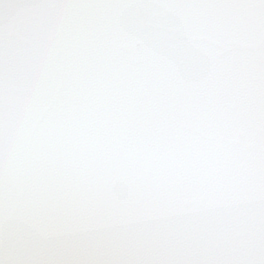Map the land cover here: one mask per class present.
Segmentation results:
<instances>
[{"label":"snow or ice","instance_id":"1","mask_svg":"<svg viewBox=\"0 0 264 264\" xmlns=\"http://www.w3.org/2000/svg\"><path fill=\"white\" fill-rule=\"evenodd\" d=\"M0 264H264V0H0Z\"/></svg>","mask_w":264,"mask_h":264}]
</instances>
